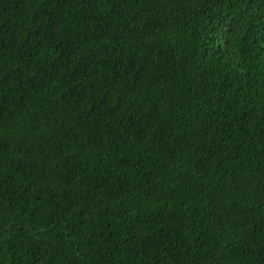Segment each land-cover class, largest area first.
Instances as JSON below:
<instances>
[{"label":"trees","instance_id":"obj_1","mask_svg":"<svg viewBox=\"0 0 264 264\" xmlns=\"http://www.w3.org/2000/svg\"><path fill=\"white\" fill-rule=\"evenodd\" d=\"M0 264H264V0H0Z\"/></svg>","mask_w":264,"mask_h":264}]
</instances>
